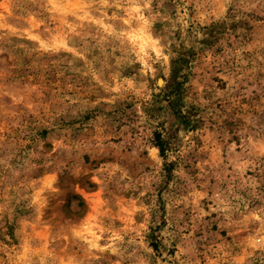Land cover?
<instances>
[{"label":"rangeland","instance_id":"374dc122","mask_svg":"<svg viewBox=\"0 0 264 264\" xmlns=\"http://www.w3.org/2000/svg\"><path fill=\"white\" fill-rule=\"evenodd\" d=\"M0 264H264V0H0Z\"/></svg>","mask_w":264,"mask_h":264},{"label":"trees","instance_id":"16d2710c","mask_svg":"<svg viewBox=\"0 0 264 264\" xmlns=\"http://www.w3.org/2000/svg\"><path fill=\"white\" fill-rule=\"evenodd\" d=\"M158 147H159L160 151H162V148H161L160 144H158Z\"/></svg>","mask_w":264,"mask_h":264}]
</instances>
